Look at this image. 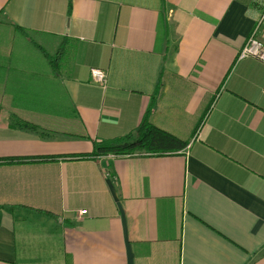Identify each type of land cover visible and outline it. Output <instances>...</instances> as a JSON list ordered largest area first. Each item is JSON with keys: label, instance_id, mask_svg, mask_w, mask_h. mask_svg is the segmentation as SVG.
I'll use <instances>...</instances> for the list:
<instances>
[{"label": "crops", "instance_id": "1", "mask_svg": "<svg viewBox=\"0 0 264 264\" xmlns=\"http://www.w3.org/2000/svg\"><path fill=\"white\" fill-rule=\"evenodd\" d=\"M260 11L0 0V264H264ZM143 118L184 149L79 157Z\"/></svg>", "mask_w": 264, "mask_h": 264}, {"label": "trees", "instance_id": "2", "mask_svg": "<svg viewBox=\"0 0 264 264\" xmlns=\"http://www.w3.org/2000/svg\"><path fill=\"white\" fill-rule=\"evenodd\" d=\"M13 125L21 128L29 127L26 123L17 122L13 123ZM185 146V142L156 129L148 123L145 118H143L140 124L127 135L114 139L106 145H103V147L96 146L91 154L79 155V157L89 158L102 155L130 156L134 154H171L184 149Z\"/></svg>", "mask_w": 264, "mask_h": 264}, {"label": "built area", "instance_id": "3", "mask_svg": "<svg viewBox=\"0 0 264 264\" xmlns=\"http://www.w3.org/2000/svg\"><path fill=\"white\" fill-rule=\"evenodd\" d=\"M261 11L255 23V26L246 39V42L239 52L238 58H253L264 64V43L258 39V33L261 28H264V0H260ZM90 76L94 83L99 84L103 88L106 87L107 75L99 69H91ZM86 211H81L80 214H85Z\"/></svg>", "mask_w": 264, "mask_h": 264}]
</instances>
